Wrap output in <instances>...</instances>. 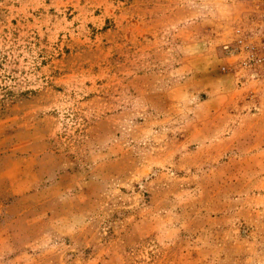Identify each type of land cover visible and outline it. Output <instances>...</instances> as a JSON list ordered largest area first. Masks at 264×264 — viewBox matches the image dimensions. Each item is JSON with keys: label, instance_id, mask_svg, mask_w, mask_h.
Here are the masks:
<instances>
[{"label": "rangeland", "instance_id": "1", "mask_svg": "<svg viewBox=\"0 0 264 264\" xmlns=\"http://www.w3.org/2000/svg\"><path fill=\"white\" fill-rule=\"evenodd\" d=\"M262 46L264 0H0V264H264Z\"/></svg>", "mask_w": 264, "mask_h": 264}, {"label": "crops", "instance_id": "2", "mask_svg": "<svg viewBox=\"0 0 264 264\" xmlns=\"http://www.w3.org/2000/svg\"><path fill=\"white\" fill-rule=\"evenodd\" d=\"M36 161L34 157L27 156L20 159H9L4 164V170L2 174L10 176L11 180H6L8 185L6 186V191L9 193V197L13 200L21 198L27 194L35 185L34 177L37 175L36 171ZM30 177L31 179L30 182Z\"/></svg>", "mask_w": 264, "mask_h": 264}, {"label": "built area", "instance_id": "3", "mask_svg": "<svg viewBox=\"0 0 264 264\" xmlns=\"http://www.w3.org/2000/svg\"><path fill=\"white\" fill-rule=\"evenodd\" d=\"M251 61L264 72V46L258 54L251 58Z\"/></svg>", "mask_w": 264, "mask_h": 264}]
</instances>
